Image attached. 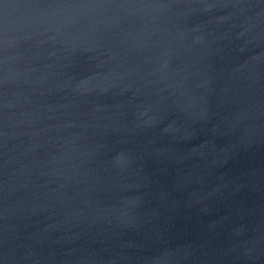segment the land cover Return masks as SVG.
<instances>
[{"label":"water","instance_id":"water-1","mask_svg":"<svg viewBox=\"0 0 264 264\" xmlns=\"http://www.w3.org/2000/svg\"><path fill=\"white\" fill-rule=\"evenodd\" d=\"M0 264H264V0H0Z\"/></svg>","mask_w":264,"mask_h":264}]
</instances>
